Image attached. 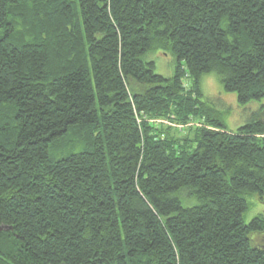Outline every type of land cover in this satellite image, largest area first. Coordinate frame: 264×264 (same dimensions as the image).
I'll use <instances>...</instances> for the list:
<instances>
[{"label": "trees", "instance_id": "obj_1", "mask_svg": "<svg viewBox=\"0 0 264 264\" xmlns=\"http://www.w3.org/2000/svg\"><path fill=\"white\" fill-rule=\"evenodd\" d=\"M211 72L259 106L236 129ZM245 193L264 202V0H0V264H264Z\"/></svg>", "mask_w": 264, "mask_h": 264}, {"label": "rangeland", "instance_id": "obj_2", "mask_svg": "<svg viewBox=\"0 0 264 264\" xmlns=\"http://www.w3.org/2000/svg\"><path fill=\"white\" fill-rule=\"evenodd\" d=\"M155 62V71L158 74L170 77L174 74V56L171 53H152L151 58ZM204 99L221 111L222 118L228 128L236 129L245 124L252 113L259 109L257 102L240 105L235 92L226 91L222 85L220 76L216 72L205 74L202 79ZM215 107V106H214ZM181 126H176L180 129ZM80 147V146H78ZM77 149V148H76ZM249 208L245 212V220L248 222L259 213L264 212V202L256 194L245 193Z\"/></svg>", "mask_w": 264, "mask_h": 264}, {"label": "water", "instance_id": "obj_3", "mask_svg": "<svg viewBox=\"0 0 264 264\" xmlns=\"http://www.w3.org/2000/svg\"><path fill=\"white\" fill-rule=\"evenodd\" d=\"M4 229H8V227L7 226H0V230H4ZM263 247H264V245H263Z\"/></svg>", "mask_w": 264, "mask_h": 264}]
</instances>
